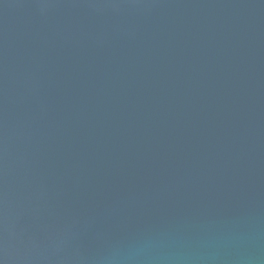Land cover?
<instances>
[{
  "label": "water",
  "instance_id": "water-1",
  "mask_svg": "<svg viewBox=\"0 0 264 264\" xmlns=\"http://www.w3.org/2000/svg\"><path fill=\"white\" fill-rule=\"evenodd\" d=\"M0 264H264V0H0Z\"/></svg>",
  "mask_w": 264,
  "mask_h": 264
}]
</instances>
